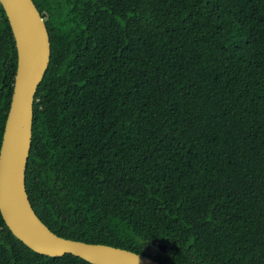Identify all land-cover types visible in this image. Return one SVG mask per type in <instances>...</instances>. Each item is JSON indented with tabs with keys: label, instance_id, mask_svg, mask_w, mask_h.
<instances>
[{
	"label": "trees",
	"instance_id": "obj_1",
	"mask_svg": "<svg viewBox=\"0 0 264 264\" xmlns=\"http://www.w3.org/2000/svg\"><path fill=\"white\" fill-rule=\"evenodd\" d=\"M33 2L51 42L26 174L40 220L162 264H264V0ZM0 14L1 149L18 59ZM0 264L90 263L33 252L0 213Z\"/></svg>",
	"mask_w": 264,
	"mask_h": 264
},
{
	"label": "water",
	"instance_id": "obj_2",
	"mask_svg": "<svg viewBox=\"0 0 264 264\" xmlns=\"http://www.w3.org/2000/svg\"><path fill=\"white\" fill-rule=\"evenodd\" d=\"M17 50V71L0 149V213L13 236L33 252L72 255L90 264H162L151 257L108 245L59 237L35 213L26 185L32 146L34 104L50 65L51 42L33 0H0ZM164 252L167 246L161 247Z\"/></svg>",
	"mask_w": 264,
	"mask_h": 264
},
{
	"label": "rangeland",
	"instance_id": "obj_3",
	"mask_svg": "<svg viewBox=\"0 0 264 264\" xmlns=\"http://www.w3.org/2000/svg\"><path fill=\"white\" fill-rule=\"evenodd\" d=\"M0 16H1V14H0ZM155 252H156V249L152 248V254H155Z\"/></svg>",
	"mask_w": 264,
	"mask_h": 264
},
{
	"label": "clouds",
	"instance_id": "obj_4",
	"mask_svg": "<svg viewBox=\"0 0 264 264\" xmlns=\"http://www.w3.org/2000/svg\"><path fill=\"white\" fill-rule=\"evenodd\" d=\"M45 21V20H44Z\"/></svg>",
	"mask_w": 264,
	"mask_h": 264
}]
</instances>
